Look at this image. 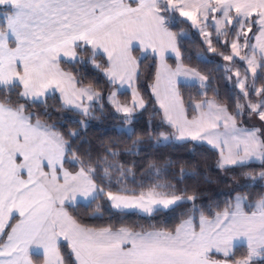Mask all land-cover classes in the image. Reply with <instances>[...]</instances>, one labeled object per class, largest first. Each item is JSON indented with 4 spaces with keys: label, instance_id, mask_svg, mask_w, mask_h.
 Returning a JSON list of instances; mask_svg holds the SVG:
<instances>
[{
    "label": "snow or ice",
    "instance_id": "1",
    "mask_svg": "<svg viewBox=\"0 0 264 264\" xmlns=\"http://www.w3.org/2000/svg\"><path fill=\"white\" fill-rule=\"evenodd\" d=\"M178 18L198 28L211 52L216 49L207 28L218 42L231 35L230 42L223 41L231 54L220 55L246 65L243 74L226 69L244 100L234 111L207 98L208 77L183 65L177 42L183 33L172 31ZM84 52L110 84L131 89L130 105L119 103L115 92L109 96L125 120L146 107L135 85L141 61L151 55L158 58L151 88L161 123L175 130L177 140L206 141L218 150L223 169L254 161L264 165V126L238 124L244 109L264 122V87L255 86L264 78V0H0V264H36L34 256L42 264H70L61 254V241L71 249L74 264H264V193L251 203L237 194L209 218L196 207L195 196L163 191L171 188L168 184L153 183L139 193L105 191L96 183V168L31 111L58 92L65 106L90 114L91 102L101 94L79 86L76 76L61 67L81 62ZM170 53L175 68L167 63ZM97 57L105 63H96ZM181 86L198 88L201 98L186 104ZM66 164L80 167L71 171ZM113 167H105V176ZM117 170L122 177L130 173ZM247 178L264 180V171ZM105 196L113 209L148 215L192 202V214L172 230L134 231L88 227L67 210L78 198L91 204ZM240 247L245 252L237 258Z\"/></svg>",
    "mask_w": 264,
    "mask_h": 264
},
{
    "label": "trees",
    "instance_id": "2",
    "mask_svg": "<svg viewBox=\"0 0 264 264\" xmlns=\"http://www.w3.org/2000/svg\"><path fill=\"white\" fill-rule=\"evenodd\" d=\"M172 31L181 33L177 42L181 52V61L184 66L193 68L208 77L209 89L207 98L216 99L225 104L230 111L235 110L239 100L244 103L236 88L235 79L231 72L235 66L243 69L241 61L232 64L222 58L220 53L228 55L230 48L224 43L213 41L215 52H209L208 47L200 35L186 21H177ZM222 37V36H221ZM81 62L63 63V68L72 72L80 86L91 87L94 91L106 96L112 90V84L100 68H96L90 60V53L84 52L80 56ZM96 63L104 64L103 57H97ZM156 59L149 56L140 63L139 78L136 88L143 97L146 107L132 117L130 121L125 116L114 112L113 107L105 100L94 104L85 116L79 112L66 109L55 96L48 97L46 104L34 105L31 111L38 118L55 129L71 145L73 153L86 165L96 168L95 180L105 191H120L139 193L146 191L153 183L171 185L163 191H175L178 195L195 196V205L205 216L212 218L217 211H223L229 203L234 201L237 194L245 195L249 202L258 199L264 193V180H249L250 173L258 177L264 171L262 164H248L244 167H218V152L203 144L192 142L160 145L157 140L161 131H170L171 128L161 123V114L155 108L151 86L156 74ZM244 72V70L242 71ZM251 83V81H250ZM255 86L264 87V78L257 79ZM199 89L190 86H181L180 92L186 104L189 99L199 100ZM128 93L120 97H127ZM13 99L15 95L13 94ZM253 101L257 99L252 97ZM248 112L247 109H244ZM191 114V110H190ZM247 117H239V124ZM129 123L132 134L119 130ZM76 133L71 136L70 133ZM115 153V155H110ZM109 164L115 165L105 176L104 169ZM69 170L76 171L79 164H66ZM130 170L122 177L120 171ZM159 170L157 174L156 170ZM99 210L97 209V206ZM192 202H183L169 210H160L149 216H142L136 212L116 211L109 205L106 196L91 204H77L68 207L69 213L81 224L88 227H126L134 231L142 230H172L181 221L191 215ZM199 222V212L195 214V223ZM61 254L70 264H74L71 249L66 242H61ZM245 248L236 249L239 258ZM37 264L42 258L35 257Z\"/></svg>",
    "mask_w": 264,
    "mask_h": 264
},
{
    "label": "rangeland",
    "instance_id": "3",
    "mask_svg": "<svg viewBox=\"0 0 264 264\" xmlns=\"http://www.w3.org/2000/svg\"><path fill=\"white\" fill-rule=\"evenodd\" d=\"M180 20H183V21H186L184 18H178V21H180ZM187 23H189L190 24V26L200 35V37L204 40V42H205V38H204V36L203 35H201V33H200V31L198 30V28H196V27H194V26H192L191 25V22H189V21H186ZM206 31H208V32H211L212 33V37H211V39H212V46H213V41L214 40H216L217 42H218V40H217V36H216V34H215V32H214V30L211 28V27H209V28H207L206 29ZM254 31H255V29H254ZM181 33H183V36L185 35L184 34V32H181ZM225 39H227L229 42L231 41V39H232V37H231V35H229L228 37H219V42H221V43H223V41L225 40ZM206 43V42H205ZM206 45H207V43H206ZM207 47H208V45H207ZM209 51V50H208ZM209 52H211V51H209ZM229 54H231V50H230V53ZM151 56V55H150ZM156 59V61H157V58H155ZM235 61H239V59L237 58ZM171 62V61H170ZM227 62V64H232L233 62H229V61H226ZM243 63V62H242ZM245 67H246V65L243 63V69L242 68H240L239 66H235L234 67V70L232 71V72H235L236 70H239L240 72H241V74H243V70H245ZM232 74V73H231ZM235 80H236V78L234 77V76H232ZM250 81H251V73H249V83H250ZM236 85V84H235ZM237 88V90L239 91V89H238V87H236ZM97 92V91H96ZM113 92H115L116 93V97H115V99L117 100V101H119V103H121V104H131V99H132V94L130 93V92H128L127 90H125V91H123V90H120L119 88H117V87H115V86H113L112 85V90L109 92V93H107V95L106 96H103L101 93V96H102V98L101 99H99V100H95L94 101V103H100L101 101H103V100H105L108 104H110L112 107H113V109H114V112L116 113V114H118V115H122V116H124V113H122V112H117L116 111V108H115V105L109 100V96L113 93ZM99 93V92H98ZM126 93H128L129 95H128V98L127 97H120V95L121 94H126ZM152 95H153V93H152ZM153 99H154V103H155V108L160 112V114H161V116H162V111L160 110V108H159V104L156 102V99H155V96L153 95ZM146 104V103H145ZM144 108H137L136 110H135V112L133 113V116L134 115H136L137 113H139V112H141L142 110H143ZM243 116H246L247 117V119L244 121V120H242V123H240V126H242V127H247V128H261L262 126H263V124H264V122H262V121H260V119H259V117H258V115H256V114H248L247 112H245V110H243V114H242V116L241 117H243ZM239 123V122H238ZM166 125V124H165ZM166 126H168V125H166ZM254 126H256V127H254ZM169 127V126H168ZM171 128V127H170ZM119 130L121 131V130H123V131H125L128 135H131L132 134V131H130V130H132V127H131V125L129 124V123H126L123 127H119ZM160 133H164L166 136H168L169 137V139L168 140H164L161 136H159V138H158V140H157V143L158 144H160V145H166V144H179V143H185V141H180V140H177L176 138H175V136H176V133H175V130L174 129H172L171 128V130L170 131H161ZM187 142V141H186ZM192 143H197V142H194V141H191ZM197 144H201V143H197ZM204 145V144H203ZM250 164H252V163H250ZM254 164H261L260 162H255ZM107 199V198H106ZM187 202V201H186ZM174 206H171L169 209H171V208H173ZM112 208V207H111ZM113 209V208H112ZM169 209H167V210H169ZM113 210H115V209H113ZM133 212L131 209H127V211H124V212ZM166 211V210H165ZM140 215V214H139Z\"/></svg>",
    "mask_w": 264,
    "mask_h": 264
},
{
    "label": "crops",
    "instance_id": "4",
    "mask_svg": "<svg viewBox=\"0 0 264 264\" xmlns=\"http://www.w3.org/2000/svg\"><path fill=\"white\" fill-rule=\"evenodd\" d=\"M105 59V58H104ZM171 61V62H170ZM156 63L158 64V58H157V61H156ZM167 63L169 64V65H171L173 68H175V66H176V64H177V60H176V57H175V55L174 54H169L168 56H167ZM62 65H63V63H62ZM61 65V67L63 68V66ZM186 67V66H185ZM188 68V67H187ZM156 71H157V67H156ZM202 75V74H201ZM154 81H155V79H154ZM80 86V85H79ZM113 86H115V87H117V88H119L120 90H123V91H125V90H127L128 92H130L131 93V89H128L127 87H125V88H123V89H121L120 87H119V83L117 82V84L116 85H113ZM136 86V85H135ZM140 94V93H139ZM51 96H55V97H57L58 99H59V101L61 102V104H62V106L64 107V108H66V109H69V110H73V111H76V112H79V113H81L79 110H77L75 107H73V106H65L64 104H63V101H62V99L60 98V94L57 92V93H55L54 95H50L49 97H51ZM141 96V95H140ZM48 98V97H47ZM88 103H90V102H88V101H85V104H88ZM94 104H96V103H94V101L93 102H91V107L94 105ZM90 107V108H91ZM90 110V109H89ZM239 124V123H238ZM239 126H240V124H239ZM263 126H264V124H263ZM242 127V126H241ZM254 127H256V126H254ZM56 130V129H55ZM57 131V130H56ZM58 132V131H57ZM186 141L187 142H191L192 140H185V143H186ZM194 142H197V143H201V144H204V145H206V146H208L209 148H211V149H213L210 145H208L207 144V142L206 141H194ZM213 150H215V149H213ZM216 152H218V150H215ZM255 162H259V161H254V162H250V163H255ZM249 163V164H250ZM248 165V164H247ZM237 167V166H236ZM107 198V197H106ZM109 202V201H108ZM77 204H88V202L87 201H85V200H83V199H79L78 198V200L76 201V202H74L73 204H71V205H69L68 207H71V206H75V205H77ZM109 205H110V202H109ZM116 211H127V209H125V210H118V209H115ZM133 212H136V213H138V214H140V215H142V216H149L148 214H145V213H143V212H141L140 210H138V209H131ZM161 210H164V209H161ZM131 212V211H130ZM62 242V241H61ZM73 255V254H72ZM217 258H219V257H217ZM73 259L75 260V257H74V255H73ZM37 264V263H36ZM39 264H42V261H41V263H39Z\"/></svg>",
    "mask_w": 264,
    "mask_h": 264
}]
</instances>
